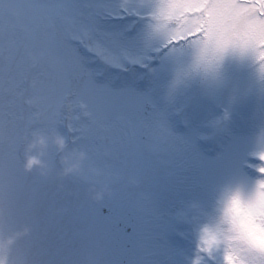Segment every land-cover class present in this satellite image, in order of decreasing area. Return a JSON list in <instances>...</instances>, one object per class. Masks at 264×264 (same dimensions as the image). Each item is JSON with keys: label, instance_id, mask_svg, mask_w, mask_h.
Returning <instances> with one entry per match:
<instances>
[{"label": "rangeland", "instance_id": "1", "mask_svg": "<svg viewBox=\"0 0 264 264\" xmlns=\"http://www.w3.org/2000/svg\"><path fill=\"white\" fill-rule=\"evenodd\" d=\"M89 2L91 32L85 40L92 51L78 47L93 83L111 101L106 122L133 117L129 101L144 95V115L162 113L177 139L156 151L144 138L134 158L93 155L90 166L110 170L113 179L88 183L80 176L85 146L100 147L101 141L89 139L83 126L92 121L76 109L56 132L36 129L29 137V175L44 179L50 173L62 193L58 220L72 247L98 251L114 264H141L146 253L163 246L171 258L160 252L148 259L195 264L200 229L227 225L231 196L254 201L252 192L264 180V61L251 50L229 48L211 67L198 66L191 42L163 46L172 33L157 31L162 22L152 14L158 0ZM14 251L15 246L9 264ZM208 264H222L221 253Z\"/></svg>", "mask_w": 264, "mask_h": 264}, {"label": "snow or ice", "instance_id": "2", "mask_svg": "<svg viewBox=\"0 0 264 264\" xmlns=\"http://www.w3.org/2000/svg\"><path fill=\"white\" fill-rule=\"evenodd\" d=\"M152 16L162 22L157 31L163 27L172 33L163 46L191 42L198 66L211 67L229 48L251 50L264 61V0H158ZM91 18L89 0H0V234H15L11 264H114L66 240L56 208L62 193L53 187L50 173L44 179L29 175L34 161L26 159V145L34 130L56 132L66 116L82 110L92 121L83 126L89 139L101 141L100 147L85 146L80 173L95 185L109 184L113 173L91 167L93 155L134 158L144 138L156 151L177 139L162 113L144 115L149 103L144 95L129 101L133 117L106 122L111 101L93 83L78 47L92 51L85 40ZM259 159L264 173V153ZM97 170L101 175L89 174ZM243 203L234 198L229 213ZM160 252L171 258V250L162 246L146 253L141 264H156L148 257Z\"/></svg>", "mask_w": 264, "mask_h": 264}, {"label": "clouds", "instance_id": "3", "mask_svg": "<svg viewBox=\"0 0 264 264\" xmlns=\"http://www.w3.org/2000/svg\"><path fill=\"white\" fill-rule=\"evenodd\" d=\"M258 181L253 190L255 204L245 202L236 206L230 213V221L220 228H206L199 232L198 255L195 264H208L215 259L218 251L222 255V264H264V184ZM234 198L241 196L234 193ZM236 229L246 237L241 240ZM15 234H0V264H9L8 253L15 244Z\"/></svg>", "mask_w": 264, "mask_h": 264}]
</instances>
